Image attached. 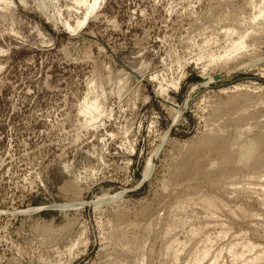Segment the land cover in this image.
I'll use <instances>...</instances> for the list:
<instances>
[{"label": "rangeland", "instance_id": "rangeland-1", "mask_svg": "<svg viewBox=\"0 0 264 264\" xmlns=\"http://www.w3.org/2000/svg\"><path fill=\"white\" fill-rule=\"evenodd\" d=\"M263 23L264 0H0V264H264Z\"/></svg>", "mask_w": 264, "mask_h": 264}, {"label": "bare ground", "instance_id": "bare-ground-1", "mask_svg": "<svg viewBox=\"0 0 264 264\" xmlns=\"http://www.w3.org/2000/svg\"><path fill=\"white\" fill-rule=\"evenodd\" d=\"M90 1H92L91 4H89ZM98 1H99V0H75V3H76L77 5L87 6V8L90 10V12H92V11L96 8ZM88 15H89V14H88ZM85 19H86V18L84 17L82 21H80V22L77 23V28L80 27L81 25H83ZM255 19H256V18H255ZM253 21H254V20H253ZM259 24H260V23H259ZM263 24H264V23H263ZM65 26H66L68 29L71 28V27H69V25H67V24H65ZM263 27H264V26H263ZM241 38H242V37H241ZM241 38H239V39H241ZM243 38H244V37H243ZM243 38H242V39H243ZM239 39H238V40H239ZM238 40H237V41H238ZM243 40H244V39H243ZM237 41L235 42L236 44L233 42L234 45H233V43H232V46H231V45H230V46L233 47V48L236 49V50H237L238 48L241 49V50H242V48L244 49L245 46L243 47V44H244V43H242V40H240V42H237ZM244 45H245V44H244ZM230 46H229V47H230ZM231 47H230V48H231ZM233 48H232V49H233ZM232 49H231V50H232ZM234 49L232 50L233 52H234ZM237 51H238V50H237ZM228 52H230L229 49H228ZM228 52H226V53L228 54ZM238 52H239V51H238ZM226 53L224 52V54H223L222 56H225V55H226V57H227V54H226ZM230 55H231V53H230ZM220 58H221V57H220ZM228 58H229V57H228ZM231 58H232V57H231ZM221 59H223V57H222ZM224 60H225V59H224ZM226 60H227V58H226ZM226 60H225V61H226ZM223 62H224V61H223ZM228 63H229V62H228ZM172 110H173V109H172ZM93 113H94V114H95V113H99V108H98V106H96L95 104L92 105V106H90L89 109H87V115H89V116L91 115V117H89V118H90V120H92V121H93V119H95V116L93 115ZM85 114H86V113H85ZM86 121H87V120H86ZM88 122H90V121L88 120ZM254 141H255V140H254ZM259 141L262 142L261 139H260ZM248 143H249V142H248ZM253 143H254V142H253ZM256 143H257V142H256ZM263 143H264V142H263ZM251 144H252V143H251ZM254 144H255V143H254ZM246 145H247V143H246ZM252 145H253V144H252ZM200 146H201V145H200ZM255 146H257V145H255ZM244 147H245V146H244ZM247 147H248V146H247ZM250 147H251V148H250ZM252 147H253V146H250V144H249L250 151H251ZM193 148H194V147H193ZM197 148H198V147H197ZM197 148H196V149H197ZM245 149H246V147H245ZM247 149H248V148H247ZM258 149H259V147H258ZM252 150L254 151V148H253ZM227 151H228V150H227ZM259 151H260V150H259ZM228 152H230V151H228ZM243 152H244V150H243ZM245 152H247V151H245ZM251 152H252V151H251ZM251 152H250V153H251ZM254 152H255V151H254ZM254 152H252L251 155H253ZM257 152H258V151H257ZM257 152H256V153H257ZM247 154H249V153L247 152ZM229 155H230V154H229ZM238 155H239V154H238ZM251 155H249V157H250ZM234 156H235V155H234ZM244 156H246V155L244 154ZM247 157H248V155H247ZM242 158L244 159V162H245V159H246V158H244V157H242ZM248 159H250V158H248ZM251 159H252V158H251ZM251 159H250V160H251ZM258 159H259V158H258ZM233 160H234V157H233ZM237 160H238V158H237ZM253 160H254V159H253ZM241 161H242V159H241ZM254 161H255V160H254ZM247 162H249V161H247V159H246L245 164H246ZM236 163H238V162H236ZM242 163H243V162H242ZM242 163H241V164H242ZM241 164H240V165H241ZM243 164H244V163H243ZM242 166H243V165H242ZM247 167H248V166H247ZM261 174H262V173H261ZM263 174H264V172H263ZM146 176H148V171H147V170H145L143 177L145 178ZM260 177H261V176H260ZM260 177H259V178H260ZM262 177H263V175H262ZM146 178H147V177H146ZM146 178H145L144 180H146ZM263 179H264V177H263ZM263 182H264V180H263ZM212 198H213V197H212ZM210 199H211V198H210ZM216 200H217V199H216ZM206 201H207V200H206ZM211 201H213V200H210V202H211ZM207 202H209V201H207ZM207 202H206V203H207ZM217 202H218V201H217ZM213 203H214V202H213ZM211 204H212V203H211ZM211 204H210V205H211ZM206 205H207V204H206ZM208 205H209V204H208ZM214 205H215V203L213 204V206H214ZM70 207H71V206H70ZM209 207H211V206H209ZM45 209H46V208H45ZM207 209H208V208H207ZM210 209H212V208H210ZM183 227H184V226H183ZM191 233H192V232H191ZM221 235H222V234H220V236H221ZM204 241H205V240H204ZM206 241H207V240H206ZM209 241H210V240H209ZM209 241H208V243H209ZM235 242H236V241H235ZM235 242L232 243V246H233V244H235ZM236 243H237V242H236ZM242 243H243V242H242ZM242 243L240 242V244H242ZM173 244H174V243H173ZM237 244H238V243H237ZM171 246H172V245H171ZM171 246H170V249H171ZM232 246H231V247H232ZM239 246H240V245H239ZM229 247H230V246H229ZM229 247H228V248H229ZM235 247H236V246H235ZM235 247H234V248H235ZM241 247H242V246H241ZM255 247H257V246H253L252 243H251V244H247V245H246L245 247H243V248H244V249H247V250L249 251V250H252V249L254 250ZM168 248H169V247H168ZM234 248H232V249H234ZM243 248H242V249H243ZM172 249H173V248H172ZM230 249H231V248H230ZM232 249L230 250L231 252H232ZM236 249H237V248H236ZM236 249H235V250H236ZM257 249H258V247H257ZM228 250H229V249H228ZM228 250H227V252H228ZM208 251H209V250H208ZM208 251H207V252H208ZM255 251H256V250H255ZM261 251H263V252H261V254L264 255V249H263V247H262V250H261ZM203 252H204V251H203ZM205 252H206V251H205ZM243 252L246 253L245 251H243ZM250 252H251V251H250ZM233 253H234V251H233ZM244 253H243V254H244ZM256 253H258V251H256ZM209 254H210V253H209ZM228 254H229V253H228ZM236 254H237V253H236ZM243 254H242V256H243ZM248 254H250V253H248ZM248 254H246V255H248ZM253 254H254V253H253ZM253 254H252V257H253V262H254V259H255V258H254V256H253ZM259 254H260V253H259ZM259 254H256L257 261H259L258 257L261 256V255H259ZM229 255H230V254H229ZM237 255H238V254H237ZM244 255H245V254H244ZM254 255H255V254H254ZM257 255H259V256H257ZM205 256H206V255L204 254V257H205ZM218 256H219V255H218ZM231 256H234V255L231 254ZM214 257H215V256H214ZM214 257H213V258H214ZM237 257H239V256H237ZM237 257H234V258H237ZM234 258H233V260H234ZM239 258H240V257H239ZM202 259H203V258H202ZM217 259H218V258H217ZM261 259H262V258H261ZM261 259H260V260H261ZM255 260H256V259H255ZM202 261H203V260H201V262H202ZM212 261H213V260H212ZM216 261H217V260H216ZM216 261H214V263H216ZM234 261H235V260H234ZM248 261H251V260L248 259ZM189 262H190V261H189ZM197 263H198V262H197ZM197 263H195V264H197ZM211 263L213 264V262H211ZM218 263H219V261H218ZM193 264H194V263H193ZM198 264H199V263H198ZM201 264H203V263H201ZM209 264H210V263H209Z\"/></svg>", "mask_w": 264, "mask_h": 264}]
</instances>
